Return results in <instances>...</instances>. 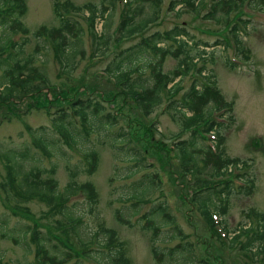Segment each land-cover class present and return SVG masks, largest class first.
I'll use <instances>...</instances> for the list:
<instances>
[{"label":"rangeland","instance_id":"rangeland-1","mask_svg":"<svg viewBox=\"0 0 264 264\" xmlns=\"http://www.w3.org/2000/svg\"><path fill=\"white\" fill-rule=\"evenodd\" d=\"M64 0H25L27 10L21 16V21L28 28V33L18 31L12 33L15 42H24L23 56H27L36 51L38 44L42 43V38L35 36L36 30L41 26H58L59 20L55 13V4ZM77 5L94 2L100 5V0H72ZM124 1L116 2L114 7L111 5L107 21L104 22L101 16L96 19L95 26H91L87 16L89 12L74 14L83 31L79 36V52L72 59L70 68H63L62 64L55 56L53 47L45 50L41 46L37 54L35 65L43 71L51 83L55 93L64 90L72 92L80 88L81 92H86L105 100L107 110L117 113L118 124L113 128H102L96 124L88 132H84L79 117L73 115L77 129H83L79 135L76 134L77 142L67 144L64 137L54 131L51 123V114H57V109L62 107V102L55 103L53 108V90L45 88L36 97L30 95L25 97H9L7 100L0 101V154L6 149L15 150L29 149L32 158H38V164L47 169L55 166L54 175L58 182V189L63 191L70 180V172H75V179L79 182L91 181L94 183L98 202L90 205L86 195L78 194L70 198L68 206L75 216H81L82 222L79 226L80 234L87 239L95 232H102V227L113 228L116 231L118 241L114 249L123 245L125 256H128L131 264H157L158 259L153 256L151 229L144 225L141 214L146 213L152 206L159 202L168 207L169 212L174 215L176 224L182 228L186 239L193 241L195 245V256L204 254L205 251L213 255L220 256V264H264V248L259 251V261L253 257V247L251 251L240 252L238 248H230L220 255L218 247L219 240L208 234L207 225L202 214L200 202L190 200L191 193L188 189L189 178L183 175L182 158L183 155H172L162 149L157 142L171 144L179 140L182 129L186 130V123L189 121L181 115L179 110L169 108L170 102L176 98L181 99L187 92L194 78L204 80V76L198 74V68L204 65L206 73H212L217 80V85L221 88L228 101L234 102L235 124L223 131L226 140L223 149L231 157H237L241 162H249L250 167L246 168L255 177L254 193L251 195L232 194L229 199L228 213L224 215V221L232 232L251 220L247 216L250 208H254L260 213H264V6L252 9L247 6L242 7L241 17L248 20V27L243 35H240L243 45L249 49V59L244 57L236 58L235 37L228 32L229 22L235 21L239 16V10L231 13L230 16L217 13L212 20L206 16L212 6L211 0H200L197 10L176 7V12L169 11L170 0H162L156 24H152L144 33L151 34L155 31L166 32L174 26L187 28L190 39H186L187 45L180 46L179 42L183 39H166L161 46L166 47L173 53H168L163 60L162 71L168 74L171 82L168 85L170 94L163 90L161 104L155 106L150 115H146L138 104L128 96L124 95L113 82L105 79L104 69L113 59L114 54L121 48L128 47L139 37L129 41H116L117 28L121 21ZM137 5V4H135ZM149 7L145 8V14H149ZM217 18V19H216ZM107 28H106V25ZM105 32L109 34L111 41L108 48L104 50L105 57L95 50L97 44L92 36V32ZM3 32L0 28V37ZM73 39H76L72 37ZM181 40V41H180ZM217 40L222 41L215 44ZM188 41V42H187ZM197 44V47L193 43ZM18 47V46H17ZM19 49V47H18ZM15 50V49H14ZM38 50V49H37ZM196 57L189 69H183V74H178L179 62L188 56ZM240 55V54H238ZM237 55V56H238ZM152 59L156 60L155 54L143 58L136 64H130L127 71L133 68L132 72H125L135 77L142 74L144 77L151 73L150 67L146 64ZM234 60V67L228 61ZM180 69V70H181ZM66 70L70 73H63ZM3 71L0 67V75ZM176 83V84H175ZM7 84V81L0 79V85ZM175 84V85H174ZM76 87V88H75ZM81 94V93H79ZM49 99H47V98ZM38 100V105L35 100ZM180 101V100H179ZM181 102V101H180ZM169 103V104H168ZM66 108L67 104L65 105ZM182 112L183 110L180 109ZM51 114H48V113ZM51 116V117H50ZM46 126L49 139L53 140L48 145V152L44 154L34 145L33 138L28 128H38ZM145 126L153 128V136H149ZM121 128V132L130 133V141L126 142L122 149L121 141H113L114 132ZM75 131V129H74ZM75 133V132H74ZM189 135L186 133L184 138ZM189 138V137H188ZM128 147L129 150H127ZM130 146V147H129ZM94 149L98 154V165L96 171L89 174L85 171V154ZM134 152L141 154L143 165L136 166ZM176 154V152H174ZM202 158V156L200 157ZM199 158V159H200ZM35 165L32 160L25 164L26 170ZM137 167V170H135ZM245 169V168H244ZM156 172L160 176L161 182L144 195L147 202L141 203V210L138 215L132 216L130 208L132 202L129 197L132 193L142 190L144 181L149 180L148 173ZM6 173L4 161L0 157V182ZM144 183H140V182ZM238 186L240 181H236ZM189 192V193H188ZM5 195L0 188V258L2 264H26L33 260L35 253L34 243L30 239V233L24 240V229L30 224L36 225L43 234L50 236L53 243L57 242V230L55 227L46 226L52 223V219H46L45 211L47 205L37 199L22 203L28 205L33 213V219L15 213L11 209L12 203L5 200ZM130 219L129 223L122 222L119 218ZM56 218V217H55ZM59 218V216H58ZM141 218V220H139ZM52 220V221H51ZM252 233L259 231L260 220L252 219ZM49 221V222H48ZM174 224L163 226L159 237L155 240V246L162 251H170L181 240L179 236L172 238L171 232ZM50 227V228H49ZM56 234V235H55ZM102 237V236H101ZM15 238L18 241H15ZM102 241L106 239L101 238ZM247 239L241 238V242ZM209 246L205 250V242ZM97 250L103 249L101 245H94ZM218 249V250H217ZM255 249V248H254ZM257 249V248H256ZM106 252L109 249L105 250ZM104 251V252H105ZM253 251V252H252ZM256 253V252H255ZM211 256L210 263L214 264V256ZM107 256V255H106ZM91 259V260H90ZM86 263L98 264L92 258ZM104 263L106 262L102 258ZM77 259L69 261L67 264H78ZM184 257L180 253H174V257H167L166 262L170 264H188L184 262ZM224 262V263H223ZM83 262L82 264H86ZM110 264V263H109ZM218 264V263H215Z\"/></svg>","mask_w":264,"mask_h":264},{"label":"trees","instance_id":"trees-1","mask_svg":"<svg viewBox=\"0 0 264 264\" xmlns=\"http://www.w3.org/2000/svg\"><path fill=\"white\" fill-rule=\"evenodd\" d=\"M119 1L100 0V5L94 2L77 5L72 0L56 2L55 13L59 20V25L53 27L44 25L39 27L35 32V36L39 39L42 38V43L38 44L35 52L25 57L23 56V47L26 44V40L23 43L14 42L13 46H18L19 49L17 48L13 54H5L10 40V35L8 36L6 33L7 26L5 23L9 22L8 28H10L12 33L18 31L28 33V28L21 21V16L27 10L26 2L25 0H0V13L14 14L13 22L8 21L7 18L2 19V23L5 25V34L0 39V55L2 54L0 67L3 71L0 79L6 80L7 84L5 90L0 92V101H3L2 98L7 100L11 96L21 98L30 95L31 97H36L45 88H50L53 92L54 89H58V87L51 86L45 73L35 65L34 60H36L35 57H37V54L41 52V46L44 50L48 47H53L55 56L62 64V67L65 68L68 66L69 69L72 59L79 52L78 40L83 31L74 14L89 12L87 18L93 27L96 24L98 16H101L104 22L107 21L111 10L109 5L114 7L116 2ZM199 1L171 0L168 9L174 10L178 4L182 3L193 10H197ZM245 1L247 0H212L210 12L206 17L213 18L218 12L228 16L233 10H239V16L236 17L237 21L232 25L231 34L235 37L234 41L237 52L241 57L248 58V49L243 45L239 34L240 29L248 25V20H244L241 17L243 11L240 10V7L245 4ZM262 2L264 0H248V3L250 5L254 3V6ZM161 3L162 0H126L121 14V21L117 28V36L114 40L129 41L137 37L139 38L128 47L121 48L120 50L117 47V52L114 54L113 59L104 69L106 73L104 74L105 79L119 87V90L124 95L138 102L146 115H150L152 109L162 103L163 90L167 89V86L173 80L168 74L163 73L162 68L164 57L168 53L174 54V52L161 46V43L166 39H183L182 41L180 40L179 45L185 46L187 45L186 39H190L187 37L189 36L187 28L183 26H174V28L166 32L158 30L151 34L144 33L152 24L154 25L158 22V12ZM7 5L11 8L6 7ZM146 7L150 9L149 14H145ZM92 36L97 44L95 50L101 52V57H105L104 50L108 48L111 41L109 34L93 31ZM221 42L217 40L215 44H220ZM197 44L199 43L196 42ZM151 54H155L157 59H150L146 64L151 70L149 76L144 77L142 74H138L135 77H131V74L125 75V72L133 71V68L127 71L126 66L129 68L130 64H136L140 60H143V58H148ZM192 59V55L188 54L185 59L179 62V68L189 69V63ZM228 63L234 67V64L229 61ZM180 69H178V74H183V69ZM203 69L204 66L202 65L199 68V72L202 73ZM63 73L69 72L66 70ZM206 78L207 82H201L198 78H195L189 90L182 95L181 102H177L174 99L169 104L171 108L181 107L192 113V116L188 119L189 124L187 125L186 123V126H184L186 127L185 132H189V138L180 140L174 146L183 155V175H187L188 173L190 177L188 182V189L191 193L190 200L200 202L208 234L216 237L217 241L219 240L220 242V247H218L220 255H223L224 252L236 246L241 253L247 250L251 251L253 245L257 244V246L253 247L252 250L254 252H252L253 257L255 256L258 262V254L261 253L259 251L264 248V213H260L254 208L249 209L247 212L249 218L260 220L258 225L259 223L262 225V229L257 232L254 231L253 233L250 228L251 226H247L245 223H241V226H238V229L236 228V231L232 232L227 222L224 221L223 216L228 213L230 196L233 193L244 195L253 194L256 179L247 172L234 173L231 176V172L228 171L230 166L234 165L239 167L241 164L239 158L228 156L223 149L226 140L223 131L228 129L230 123L235 121L234 103L227 101L212 73L207 75ZM174 93L176 92L172 91V94ZM99 96L81 92L77 86V89L73 92L70 89H63V91L58 93L54 92L52 100L46 97L51 101L53 108L55 107V103L58 101L62 102V107L57 109V114L56 112L55 115L50 112L48 114L52 116L50 117L53 130L63 136L67 144H75L77 142L76 134L79 135L83 129L84 132H88L94 124L102 128H105V126L107 128H113L118 124L119 117L117 113L112 110H107L104 103L105 100L101 95ZM35 102L38 105L37 99ZM66 104L69 108H66ZM72 113H74V116L79 117V122L83 129L76 128ZM223 116L230 121L228 124L220 122L219 117ZM28 130L33 138L34 145L46 154L48 152V145L53 141L48 137L49 132L46 126H40L35 129L29 127ZM120 130L121 128L114 132L113 141H121V148L123 149L127 141L131 143V138L129 131L127 134H124ZM145 130L152 138L153 128L145 126ZM214 130L218 134L215 151L210 147V139L208 137V134ZM157 142L163 150L175 155L171 146L165 145L160 140H157ZM125 148L129 150L127 146ZM132 154L136 158V162H139L136 166H142L141 154L137 152ZM201 156L202 158H200ZM0 157L4 161L6 170L3 176L4 179L0 182V188L5 195V200L12 203L11 209L15 213H20V215L33 219V213L30 207L28 205H20V202L26 203L35 199L42 201L48 207L45 211L46 219L54 218L52 219L54 220L53 225L48 221L49 223H46V226L55 227L59 234H55L57 242L53 243L51 241L53 238L43 234L36 225H28L23 232L24 240L27 234L30 233V239L35 246V253L33 260L26 264H67L74 259H77L75 260L76 263L82 264L83 262L86 263L87 260L89 261L90 258L98 264H106L102 258L110 264H131L129 257L123 253L125 251L123 245L114 249L118 238L113 228L103 226L102 232H95L87 239L83 238L80 234L79 226L82 222L81 216L74 215V212L68 206V202L72 196L83 194L86 195L90 205H96L98 202V193L93 182H79L75 179V172H70L69 182L65 186V189L60 191L58 189V182L54 177L56 173L55 166L50 169L40 166L38 164V158H32L29 149L15 150L8 148L0 154ZM85 159L87 164L85 171L89 174L96 171L98 165L97 152L91 149V151L85 154ZM28 160H32L35 165L31 166L29 170H26L25 164ZM243 162L247 165V162ZM135 168L137 170V167ZM147 177L149 180L144 181L145 184H142L144 183L143 181L140 182L143 185L142 190L133 192L129 199L137 198L139 202H147L148 199L144 198L146 192H150L157 183L160 185L159 182H161L160 176L156 172L148 173ZM238 179L243 180L244 183L238 186L236 184V180ZM140 205L137 202L132 203V208H130L133 212L132 216L140 213ZM144 214V219H142L145 223L144 225L153 232L151 239L152 252L153 256L158 259L157 264H170L166 262L167 257H174V253L182 254L185 260L184 262L188 264H211L209 258L213 255L212 253L205 251L204 254L200 256L196 254L195 256L196 244L190 240L185 241L186 235L183 234L182 228L176 224L174 215L169 212L165 204L159 202ZM216 214L222 217L221 220L216 218ZM119 218L122 222L129 223L130 221V219H124L122 216H119ZM172 224H174L171 229L172 238L179 236L184 241L181 240L170 251H160L154 244L155 240L159 237L163 226ZM101 236L103 239H106L105 242L102 241ZM243 236H246L247 239L241 242ZM15 241H18V239L15 238ZM95 244L101 245L103 249H95ZM112 246L114 247L112 248ZM204 246L205 250L208 251L209 246L206 242ZM107 249H109L108 252L105 251ZM213 256L216 261L215 263L220 264L221 257ZM0 264H2L1 258ZM243 264L248 263L245 262Z\"/></svg>","mask_w":264,"mask_h":264},{"label":"flooded vegetation","instance_id":"flooded-vegetation-1","mask_svg":"<svg viewBox=\"0 0 264 264\" xmlns=\"http://www.w3.org/2000/svg\"><path fill=\"white\" fill-rule=\"evenodd\" d=\"M7 22H8V21H7ZM8 23H9V22H8ZM8 23H5V25L7 26V33H8V31H9ZM5 25H4L3 23H0V28H1L2 32H3V30H5ZM5 88H6L5 85H3V86L0 87L1 90H5ZM11 97H13V96H11ZM11 97H10V98H11Z\"/></svg>","mask_w":264,"mask_h":264}]
</instances>
